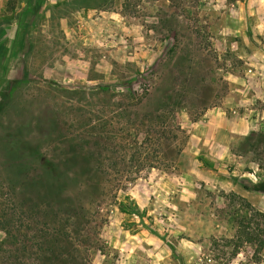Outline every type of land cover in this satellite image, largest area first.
<instances>
[{"label": "rangeland", "instance_id": "374dc122", "mask_svg": "<svg viewBox=\"0 0 264 264\" xmlns=\"http://www.w3.org/2000/svg\"><path fill=\"white\" fill-rule=\"evenodd\" d=\"M6 2L1 262L225 261L224 195L264 212V0Z\"/></svg>", "mask_w": 264, "mask_h": 264}, {"label": "trees", "instance_id": "16d2710c", "mask_svg": "<svg viewBox=\"0 0 264 264\" xmlns=\"http://www.w3.org/2000/svg\"><path fill=\"white\" fill-rule=\"evenodd\" d=\"M15 3L16 0H7L5 6L8 10L13 11L15 9ZM126 6L127 5H125V7ZM160 108L161 109L163 108V103H161ZM160 115H161L160 113L155 114V111L148 114V116H154V117H160ZM254 135L261 137V133L251 132L249 133V135H247L245 139L248 140L249 137L252 138L254 137ZM258 143L259 140H254L250 144L251 148L254 150L257 149ZM258 164L260 167V163ZM253 184H254L253 189L264 193V179L259 180ZM244 189H248V188L244 187ZM224 199L226 205L228 206L227 213L231 217V222L233 224L234 232L230 237H220L217 240L214 239L213 246L217 247L218 245L221 244L222 247L228 249V256L226 260L221 263V264H228L229 260L233 258L245 245L253 246L255 248V252H259L263 249L264 212L254 208L246 198L234 192H229L225 194ZM0 230H3L6 234L10 233V230L5 227H0ZM0 264H15V263L13 261H9L8 263H2L0 257ZM182 264L185 263L182 262Z\"/></svg>", "mask_w": 264, "mask_h": 264}, {"label": "crops", "instance_id": "0c3cea01", "mask_svg": "<svg viewBox=\"0 0 264 264\" xmlns=\"http://www.w3.org/2000/svg\"><path fill=\"white\" fill-rule=\"evenodd\" d=\"M251 180V179H250Z\"/></svg>", "mask_w": 264, "mask_h": 264}]
</instances>
